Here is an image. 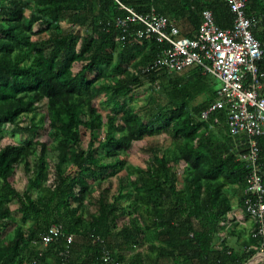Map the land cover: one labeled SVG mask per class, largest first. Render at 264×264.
Listing matches in <instances>:
<instances>
[{
	"label": "trees",
	"instance_id": "trees-1",
	"mask_svg": "<svg viewBox=\"0 0 264 264\" xmlns=\"http://www.w3.org/2000/svg\"><path fill=\"white\" fill-rule=\"evenodd\" d=\"M119 1L165 16L191 39L205 10L221 29L234 20L225 0ZM246 14L264 51V0H247ZM121 16L111 0H0V141L19 136L0 144V264H105L106 254L109 264H245L259 251L256 223L237 248L220 234L234 199L249 217L251 168L242 159L249 139L228 133L224 111L218 123L200 118L217 99V80L197 66L152 68L163 47L135 38L137 23L120 40ZM258 68L264 87V52ZM141 89L146 95L134 107ZM102 95L110 107L104 117L95 105ZM152 137L169 144L148 147L142 165L121 158ZM257 143L264 176V136ZM48 152L61 156L48 162ZM18 170L22 192L10 180ZM122 172L113 191L111 179ZM125 183L131 194L122 192ZM12 203L29 227L16 224ZM52 226L74 241L56 239L39 257Z\"/></svg>",
	"mask_w": 264,
	"mask_h": 264
},
{
	"label": "built area",
	"instance_id": "built-area-1",
	"mask_svg": "<svg viewBox=\"0 0 264 264\" xmlns=\"http://www.w3.org/2000/svg\"><path fill=\"white\" fill-rule=\"evenodd\" d=\"M111 1L124 15L114 21V26L124 33L120 40L125 39L129 25L137 23L142 27L135 30V38L154 39L163 47L152 68L177 73L197 66L203 74L219 82L216 101L201 112L200 118L204 121L213 118V123H218L217 115L224 111L228 133L233 137L244 135L249 139V150L242 156L251 168L246 181L248 198L244 204L245 211L257 225L261 243L256 255L263 259L264 176L257 164V139L264 136L263 74L258 68L264 51L252 32L254 22L246 14L247 0H225L234 16L233 24L228 29L218 27L212 13L203 11L202 23L194 39L179 37L178 29L155 11L139 14L119 0ZM59 238H64L67 246L74 241V236L65 235L61 226H52L39 241L41 249L38 256H42L48 245ZM63 255L66 257L68 250ZM102 261L109 264L111 260L106 254ZM61 263L65 264L64 261Z\"/></svg>",
	"mask_w": 264,
	"mask_h": 264
},
{
	"label": "rangeland",
	"instance_id": "rangeland-1",
	"mask_svg": "<svg viewBox=\"0 0 264 264\" xmlns=\"http://www.w3.org/2000/svg\"><path fill=\"white\" fill-rule=\"evenodd\" d=\"M80 33H82V31H80ZM111 74L112 73V69H110L108 71V74ZM146 92L144 91V89H141V90H138V91H135V94H134V97L133 99L129 102L132 106L134 107H139L141 106L142 104V100H143V97L146 95L145 94ZM105 99L103 97V95L95 101V105L97 106V108L99 109L100 113L102 114V116L104 117L105 114L107 113V111L110 110V107H108L107 103H105ZM201 101V99L199 100ZM8 130L10 129V126H7ZM100 135L102 136V133H100ZM19 139V136H15L14 138H11L10 137V134L7 133L6 136H4L2 138V140L0 141V144L1 145H5L6 143L10 142L11 140L13 141H16ZM39 140L48 143V139L46 138V136H41L38 138ZM86 142H87V138L85 137V132L82 130V147L84 148L86 146ZM169 144V141L167 139H165L164 137H152V138H148L144 141H141V142H134L132 143L130 149L127 151V152H124L122 155H121V158L124 159V160H129V161H135V163L138 165H142L144 163V161L146 162V160L148 159L149 157V152L147 150L148 147L150 146H168ZM97 154L100 155L102 154L101 152V149H98L97 150ZM61 154H56V153H52V152H48L46 153V159L48 162H54L55 160H57L58 158H60ZM34 158H32L33 160ZM124 176V172L120 173L117 177L115 178H112L111 181H112V190L115 191L116 190V187H117V180L118 178ZM10 180H13L14 182V185L15 187L19 190V191H24L25 188H26V180H25V177L23 176V173L21 170H18L15 175L10 179ZM124 194H131V191H130V188L129 186L125 183V186L123 188V191H122ZM34 194H35V191H34ZM35 196V195H34ZM232 206H233V214H236L239 212L240 209H238L237 205H236V200L234 199L232 201ZM17 208V204L16 203H12L11 204V209H12V212H13V215L15 216L16 218V224L19 225V226H23L24 228H27L29 227L30 223L29 222H22L19 218V215L15 212ZM246 216V215H245ZM247 217V216H246ZM245 217L246 220H244V222H242L244 224V226L246 225V227H250V224H251V219H247ZM250 218V217H249ZM242 224V225H243ZM14 227L12 228H9L7 232L8 233V238L11 239L12 236H13V230ZM225 228L224 227V230L222 231V233L220 234L221 237H226L227 239V243L228 244H233L234 242H236V239L235 238H231L229 236V234L227 233V231H225ZM246 238V237H245ZM140 250L145 253V249L143 248H140ZM260 261H257V263H259ZM256 263V264H257Z\"/></svg>",
	"mask_w": 264,
	"mask_h": 264
},
{
	"label": "crops",
	"instance_id": "crops-1",
	"mask_svg": "<svg viewBox=\"0 0 264 264\" xmlns=\"http://www.w3.org/2000/svg\"><path fill=\"white\" fill-rule=\"evenodd\" d=\"M245 217V214L241 210H239L236 214L231 213L225 226V231H227L229 236L236 239V242L232 244L235 248H237L239 244L243 243L245 237H247V235L252 231L254 225V221L251 218L246 217L247 219H251V224L250 227H246V225L244 226L242 222L246 220Z\"/></svg>",
	"mask_w": 264,
	"mask_h": 264
},
{
	"label": "water",
	"instance_id": "water-1",
	"mask_svg": "<svg viewBox=\"0 0 264 264\" xmlns=\"http://www.w3.org/2000/svg\"><path fill=\"white\" fill-rule=\"evenodd\" d=\"M260 259H261L260 257H257V255H255L250 260H248L245 264H256L257 261H260Z\"/></svg>",
	"mask_w": 264,
	"mask_h": 264
}]
</instances>
